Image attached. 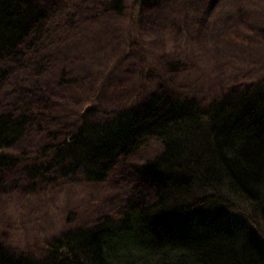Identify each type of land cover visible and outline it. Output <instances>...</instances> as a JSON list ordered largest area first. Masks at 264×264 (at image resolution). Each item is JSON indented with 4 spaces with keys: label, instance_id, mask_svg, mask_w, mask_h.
<instances>
[{
    "label": "rangeland",
    "instance_id": "obj_1",
    "mask_svg": "<svg viewBox=\"0 0 264 264\" xmlns=\"http://www.w3.org/2000/svg\"><path fill=\"white\" fill-rule=\"evenodd\" d=\"M32 1L48 10L44 31L17 57L0 58V74L8 71L0 75V111L32 119L8 152L27 162L63 141L87 108L88 118L98 119L161 90L206 104L264 75V0H120L121 9L114 0ZM162 149L147 137L100 183L63 177L33 184L23 165L5 169L0 245L43 256L66 230L114 215L128 202L147 203L156 184L143 166ZM230 212L223 221L232 224L240 211Z\"/></svg>",
    "mask_w": 264,
    "mask_h": 264
},
{
    "label": "trees",
    "instance_id": "obj_2",
    "mask_svg": "<svg viewBox=\"0 0 264 264\" xmlns=\"http://www.w3.org/2000/svg\"><path fill=\"white\" fill-rule=\"evenodd\" d=\"M121 6L113 1V8ZM49 18L32 0H0V58L17 57ZM88 114L89 108L63 141L27 162L8 147L24 137L32 119L0 111V178L23 165L33 184L63 177L104 182L154 137L163 149L143 166L152 170L154 197L66 230L43 256L0 245V264H264V75L206 104L161 90L98 119ZM33 184L28 189L35 190ZM233 210L260 229L238 217L224 222Z\"/></svg>",
    "mask_w": 264,
    "mask_h": 264
},
{
    "label": "bare ground",
    "instance_id": "obj_3",
    "mask_svg": "<svg viewBox=\"0 0 264 264\" xmlns=\"http://www.w3.org/2000/svg\"><path fill=\"white\" fill-rule=\"evenodd\" d=\"M60 53V52H59ZM207 59V58H206ZM250 63V62H249ZM48 203V202H47Z\"/></svg>",
    "mask_w": 264,
    "mask_h": 264
}]
</instances>
